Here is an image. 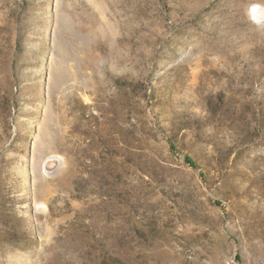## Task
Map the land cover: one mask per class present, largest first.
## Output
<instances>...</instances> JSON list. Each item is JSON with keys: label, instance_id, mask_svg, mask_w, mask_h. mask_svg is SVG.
<instances>
[{"label": "rangeland", "instance_id": "1", "mask_svg": "<svg viewBox=\"0 0 264 264\" xmlns=\"http://www.w3.org/2000/svg\"><path fill=\"white\" fill-rule=\"evenodd\" d=\"M0 264H264V0H0Z\"/></svg>", "mask_w": 264, "mask_h": 264}, {"label": "water", "instance_id": "2", "mask_svg": "<svg viewBox=\"0 0 264 264\" xmlns=\"http://www.w3.org/2000/svg\"><path fill=\"white\" fill-rule=\"evenodd\" d=\"M54 162H55V161H51V162L49 163V164H50V166H52V165L54 164Z\"/></svg>", "mask_w": 264, "mask_h": 264}]
</instances>
